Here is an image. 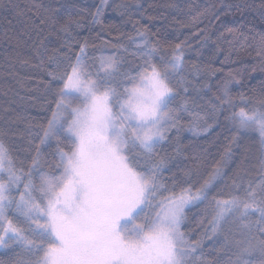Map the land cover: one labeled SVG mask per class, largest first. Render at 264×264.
<instances>
[{
    "label": "snow or ice",
    "instance_id": "6c2138e0",
    "mask_svg": "<svg viewBox=\"0 0 264 264\" xmlns=\"http://www.w3.org/2000/svg\"><path fill=\"white\" fill-rule=\"evenodd\" d=\"M106 6L101 0L95 23ZM9 7L0 0V8ZM35 7L43 8L41 23L62 42L50 48L40 41L36 51L53 107L37 125L38 143L28 141L34 147L27 167L0 130V249L10 253L0 264H264V88L237 104L230 86L239 81L229 73L201 114L188 95V76L198 78L201 69L193 64L186 74V40L165 44L144 29L129 36L136 51L121 43L113 45L117 51L97 54L89 51L96 45L74 39L82 25L71 13L59 15L65 6ZM243 27L225 30L236 38ZM130 51L132 62L124 55ZM205 89L211 92L212 85L194 90ZM222 112L235 135L221 161L198 184L191 169L179 180L163 152L166 143L185 127L207 133ZM245 135L259 142L256 179L247 171L228 175L231 144ZM53 141L49 161L45 152ZM175 154L183 155L179 145ZM166 171L172 175L165 177ZM221 185L229 187L227 194ZM200 205L202 228L193 238L184 230L186 210ZM205 241H211L207 248Z\"/></svg>",
    "mask_w": 264,
    "mask_h": 264
},
{
    "label": "trees",
    "instance_id": "16d2710c",
    "mask_svg": "<svg viewBox=\"0 0 264 264\" xmlns=\"http://www.w3.org/2000/svg\"><path fill=\"white\" fill-rule=\"evenodd\" d=\"M9 4L7 9L0 8V130L7 133L3 140L14 156L25 161V167L34 147L28 141L38 143L36 134L40 128L37 125L46 123L51 115L49 109L53 107L48 92L49 77L44 68L38 66L36 51L41 49L40 41L50 48L62 42L55 34H49L48 26L40 19L46 13L35 5L65 6L59 15L67 18V13H71L82 25L74 28V39L96 45L89 51L97 54L100 49L107 53L117 51L113 45L121 43L136 51L129 36L144 29L153 40L159 39L165 44L186 40V74L193 71V64L201 69L198 78L188 76L192 81L188 95L201 114L208 110L214 95L220 94L217 88L230 78L229 73L239 81L230 86L237 104L242 102L241 96L244 100H254L264 88V55L259 54L261 34H264L260 0H108L101 23L94 22L101 0H9ZM240 23L245 24L240 29L243 36L234 38L225 30V25L237 27ZM131 51L124 54L129 62L135 60ZM205 82L212 85L211 92L194 90ZM219 115V121L207 133L194 135L185 127L173 143H166L163 152L172 159L173 173L179 180L183 181L185 171L191 169V180L194 185L198 184L221 161L235 133L230 131L225 113ZM177 145L183 155L175 154ZM231 147L233 160L228 165L229 177L247 171L250 178H258V140L253 135L241 136ZM54 151L55 141L45 152L49 161ZM164 175L172 174L166 171ZM220 190L227 194L230 189L221 185ZM203 210V205L186 210V232L189 233L191 226L189 234L198 235L193 227H200L198 222ZM9 258L10 253L0 249V259Z\"/></svg>",
    "mask_w": 264,
    "mask_h": 264
},
{
    "label": "rangeland",
    "instance_id": "374dc122",
    "mask_svg": "<svg viewBox=\"0 0 264 264\" xmlns=\"http://www.w3.org/2000/svg\"><path fill=\"white\" fill-rule=\"evenodd\" d=\"M107 1H108V0H107ZM198 223H199V226H200V227H198V229L195 228V227H193V231H194L195 233H197L198 235L194 236V235L190 234L191 237L199 238V233L201 232L202 225L200 224V222H198ZM191 231H192V227L190 226V228H189V233H191ZM210 244H211V241H205V248H207L208 245H210ZM206 255H207L209 258H212V253H211L210 251L207 252Z\"/></svg>",
    "mask_w": 264,
    "mask_h": 264
}]
</instances>
